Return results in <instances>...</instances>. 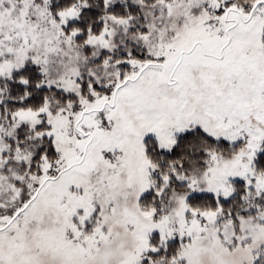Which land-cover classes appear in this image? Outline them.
<instances>
[{"label": "snow or ice", "instance_id": "6c2138e0", "mask_svg": "<svg viewBox=\"0 0 264 264\" xmlns=\"http://www.w3.org/2000/svg\"><path fill=\"white\" fill-rule=\"evenodd\" d=\"M0 264H264V0H0Z\"/></svg>", "mask_w": 264, "mask_h": 264}]
</instances>
